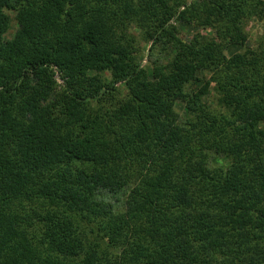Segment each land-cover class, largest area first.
<instances>
[{
  "label": "trees",
  "instance_id": "1",
  "mask_svg": "<svg viewBox=\"0 0 264 264\" xmlns=\"http://www.w3.org/2000/svg\"><path fill=\"white\" fill-rule=\"evenodd\" d=\"M263 18L0 0V264H264Z\"/></svg>",
  "mask_w": 264,
  "mask_h": 264
},
{
  "label": "rangeland",
  "instance_id": "2",
  "mask_svg": "<svg viewBox=\"0 0 264 264\" xmlns=\"http://www.w3.org/2000/svg\"><path fill=\"white\" fill-rule=\"evenodd\" d=\"M190 1V0H188ZM264 3V0H262ZM10 15V28L8 30V33L6 35V38H10V36L14 33L15 29H16V23L13 19V14H9ZM181 33H180V38L184 39V40H189L192 35L194 34V32L196 31L194 28H190V27H180ZM245 30L248 34V41L246 44V47L249 48H255L258 43L260 42V40L263 38L264 36V18L262 20H252L250 21L246 27ZM207 32H205L204 34H206ZM139 49L142 51V54H139L142 58H140L139 60H141L142 62V66L146 65V55L148 52V47L147 46H141L140 42H139ZM240 51H243L241 47H229L226 52L225 55L227 57H230L231 55L238 53ZM58 83L60 84V80L58 77H56ZM176 109H180L178 107V104L176 105ZM180 114L182 115V111H179ZM183 117V116H181ZM123 203V198H119V204Z\"/></svg>",
  "mask_w": 264,
  "mask_h": 264
}]
</instances>
